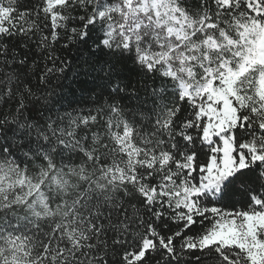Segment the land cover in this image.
<instances>
[{"label":"snow or ice","instance_id":"1","mask_svg":"<svg viewBox=\"0 0 264 264\" xmlns=\"http://www.w3.org/2000/svg\"><path fill=\"white\" fill-rule=\"evenodd\" d=\"M0 264H264V0H0Z\"/></svg>","mask_w":264,"mask_h":264}]
</instances>
